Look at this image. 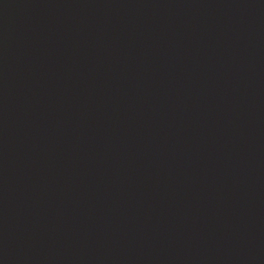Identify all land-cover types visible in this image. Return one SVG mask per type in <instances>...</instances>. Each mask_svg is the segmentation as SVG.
<instances>
[{
    "label": "water",
    "instance_id": "water-1",
    "mask_svg": "<svg viewBox=\"0 0 264 264\" xmlns=\"http://www.w3.org/2000/svg\"><path fill=\"white\" fill-rule=\"evenodd\" d=\"M0 264H264V0H0Z\"/></svg>",
    "mask_w": 264,
    "mask_h": 264
}]
</instances>
